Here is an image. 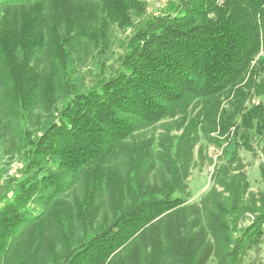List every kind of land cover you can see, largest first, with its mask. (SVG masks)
Here are the masks:
<instances>
[{
	"label": "trees",
	"instance_id": "trees-1",
	"mask_svg": "<svg viewBox=\"0 0 264 264\" xmlns=\"http://www.w3.org/2000/svg\"><path fill=\"white\" fill-rule=\"evenodd\" d=\"M1 5L0 86L10 113L27 115L41 102L53 117L40 136L28 137L27 177L0 207L1 263L161 264L165 249L157 239L125 250L188 202L196 134L252 152L253 137L264 140V103L252 99L264 89V0H178L172 12L140 19L120 69L84 93L69 81L71 48L86 38L106 50L110 27L135 26L134 15L146 13L144 2L3 0ZM42 50L48 68L38 71L33 62ZM194 104L199 108L194 118L179 137L163 140L164 152L158 153L168 180L160 187L143 186L136 177L152 158L154 144L127 139L141 124L186 116ZM121 156L129 160L126 175L113 165ZM222 174L216 184L230 192L232 205L218 208L235 212L248 181L243 174ZM72 178L84 182L82 199L74 204L58 199ZM104 191L111 218L94 227L96 201ZM35 203L46 208L37 213ZM76 222L85 232L92 229L88 241L76 239ZM22 228L33 239L25 252L12 248ZM218 229L229 227L219 223ZM263 235L264 209L234 241L226 264H241L246 243L255 245ZM167 252L182 264H205L195 258L193 237L183 244L175 240Z\"/></svg>",
	"mask_w": 264,
	"mask_h": 264
},
{
	"label": "rangeland",
	"instance_id": "rangeland-1",
	"mask_svg": "<svg viewBox=\"0 0 264 264\" xmlns=\"http://www.w3.org/2000/svg\"><path fill=\"white\" fill-rule=\"evenodd\" d=\"M0 0V19L2 5ZM146 6V13L140 18L134 15L135 26L121 29L112 25L109 30V46L106 50L97 46L89 39H81L71 48L69 54L68 77L71 84L77 86L81 92H87L98 87L102 82L112 77L119 69L121 57L127 51L131 37L140 19L151 15L168 14L172 12L178 0H142ZM46 52H38L34 64L38 71L48 68ZM264 78V72H262ZM254 101L264 103V89L254 94ZM251 99V102H252ZM59 104V108L61 109ZM199 111L192 105L186 116L177 115L163 119L155 124H141L127 139L130 144L143 140H151L154 144V154L146 168L136 177L145 187H160L169 178V170L159 156L164 152L163 140L177 138L182 134L188 122ZM53 119L47 113L41 102L27 115L20 111L18 117L13 116L5 102V91L0 86V207L14 196L16 184L25 179L26 152L30 148L28 137L41 135L46 124ZM217 135V133H213ZM197 142L193 150V161L189 176L186 180L188 202L163 221L151 225L147 231L125 250L132 247L145 248L153 239L160 241L165 251L161 264H182L179 256L170 252L175 240L184 243L189 238L195 239L196 256L198 261L205 260V264H226L228 254L234 241L241 232L248 227L256 215L264 209V140L254 136L252 139L255 151L235 148L234 143L222 141L212 143L202 131L196 134ZM175 141V140H174ZM113 165L124 175L128 172L129 160L119 157ZM229 171L230 177L243 174L248 181V187L242 196L239 207L235 212L225 214L218 208L223 205L230 209L232 202L230 192L216 184L222 173ZM84 182L70 179L69 186L58 199L74 204L82 199ZM185 192V193H186ZM111 199L107 191L102 192L97 201L98 218L94 225L97 227L106 217L111 218ZM37 213L46 208L43 203H35ZM229 227V230L218 231V226ZM75 237L88 241L93 236L92 229L85 232L76 222ZM22 228L18 240L13 242L12 248L23 252L33 240ZM171 231V232H170ZM38 234L35 235L37 237ZM231 244V245H230ZM230 245V246H229ZM35 247V246H34ZM241 264H264V235L255 245L248 242L241 252ZM0 264L1 260H0ZM46 264H52L47 262Z\"/></svg>",
	"mask_w": 264,
	"mask_h": 264
}]
</instances>
